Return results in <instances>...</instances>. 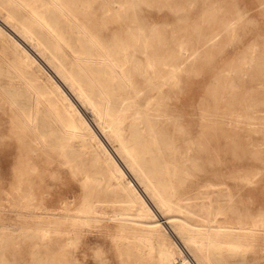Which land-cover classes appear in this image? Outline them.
<instances>
[{"label":"rangeland","instance_id":"374dc122","mask_svg":"<svg viewBox=\"0 0 264 264\" xmlns=\"http://www.w3.org/2000/svg\"><path fill=\"white\" fill-rule=\"evenodd\" d=\"M65 1L70 12L64 16L38 9L63 38L64 65L72 69L76 54L96 55L72 24L81 18L132 73L134 86L122 87L99 62L89 64L91 76L123 103L121 132L134 149L147 151L141 164L152 166L159 157L157 164L169 167L165 173L180 174L156 181L184 182L182 188L207 181L234 187L237 214L260 219L263 233L246 256L224 251V260L264 264V0ZM0 4V17H8L11 5ZM13 55L0 37V264H166L156 233L151 243L119 238L118 220L103 212H131L129 198L119 192L117 180L95 173L105 170L83 152L81 140L69 139L36 103L26 66L13 71L4 64ZM150 98L159 115L141 122L136 110L145 111ZM81 108L91 120L90 108ZM167 112L172 116H164ZM29 115L49 141L47 153L24 129ZM150 123L158 131L155 144L149 142ZM138 134L145 144L137 142ZM108 144L120 147L115 139ZM91 206L98 211L90 213ZM162 224L181 248L172 227ZM178 256L175 264H182Z\"/></svg>","mask_w":264,"mask_h":264},{"label":"bare ground","instance_id":"6f19581e","mask_svg":"<svg viewBox=\"0 0 264 264\" xmlns=\"http://www.w3.org/2000/svg\"><path fill=\"white\" fill-rule=\"evenodd\" d=\"M36 1L41 3L37 4ZM6 2L11 5L12 11L8 12V17H0V37L9 43L14 55L10 61L4 58L3 62L13 71L21 69L22 64L26 66L29 70L26 85L34 90L36 103L44 105L52 122L69 139L81 140L83 152L89 153L93 164L105 170L95 173L101 172L105 177L117 180L119 192L129 198L131 212H103L107 218L118 220L119 238L151 243L152 236L156 233L160 254L166 264H175L178 254L182 264H227L224 251L241 252L245 255L247 250L253 249L260 242L263 233L262 221L246 220L243 218V211L237 214L239 211L235 204L234 187L224 182L207 181L197 182L198 188H182L180 185L184 182L156 181L165 179V175L178 177L180 174L165 173L164 170L169 167L157 164L159 157H153L152 161L156 164L152 166L144 167L141 164L145 159L143 153L147 151L134 149L121 132V123L125 121L126 116L123 103L119 105L117 96L91 76L89 64L99 62L106 68V74L122 87L134 86L132 73L123 69L111 53L110 47H106L81 18H76L72 24L97 51L96 55L76 54L72 69L64 65L59 53L63 38L43 11L53 9L57 14L64 16L70 12L65 0ZM40 7L44 9L42 12H38ZM2 9L0 4V12ZM28 46L36 51V56L33 55L34 52L30 53ZM43 66L52 72L56 80L53 76H46ZM41 85L44 90H41ZM48 97L51 98L50 102L46 101ZM124 104L126 105V102ZM146 105L145 111L136 110L135 116L141 122L152 121L153 115L156 114L152 98ZM11 106L17 112L18 107L14 101ZM81 106L90 108L92 121L84 114ZM165 115L172 116L168 112L164 113ZM27 118L23 123L25 131L33 138L32 143L47 153L50 145L46 135L36 129L34 115ZM148 129L149 142L157 143L158 131L155 126L150 123ZM113 139L120 143L119 148L109 146L108 143ZM137 142L141 145L146 143L141 134H138ZM210 142V139L200 140V143L206 145ZM128 174L132 178L128 177ZM213 176L217 178V172ZM176 194L180 196L175 201L172 196ZM151 202L162 212L163 222L172 227L175 238H180L181 248H177L172 241L174 238H170L166 233L160 217L156 218L157 214ZM91 207L90 213L98 211ZM88 216L95 222L101 219L94 215Z\"/></svg>","mask_w":264,"mask_h":264}]
</instances>
